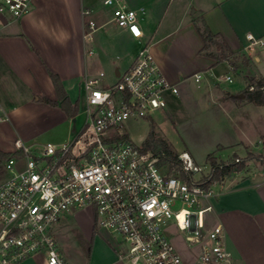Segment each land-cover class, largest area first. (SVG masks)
I'll return each instance as SVG.
<instances>
[{"label":"built area","instance_id":"obj_1","mask_svg":"<svg viewBox=\"0 0 264 264\" xmlns=\"http://www.w3.org/2000/svg\"><path fill=\"white\" fill-rule=\"evenodd\" d=\"M31 3L0 0V23L7 13L21 17ZM102 4L110 10L103 23L95 8L81 10L85 41L108 23L142 39L138 9L126 0ZM247 39L248 52L264 45L252 33ZM87 52L92 55L95 50ZM114 75L116 82L105 87L104 71L84 76L86 122L73 139L36 148L16 141L21 154L6 161L10 175L0 183V264H20L37 255H43L46 264H68L53 228L71 209L86 206L94 209L97 224L120 235L125 244L120 258L126 264H241L226 246L223 224L210 223L211 201L219 194L216 185L229 175L208 185L211 166L197 178L203 167L188 151L179 154L187 177L168 175L158 155L125 137L127 119L165 108L167 92L178 94V87L148 45ZM193 77L199 83L203 72ZM226 78L233 81L230 75ZM259 143L263 146L264 140ZM170 227L184 234L185 253L173 243Z\"/></svg>","mask_w":264,"mask_h":264},{"label":"crops","instance_id":"obj_2","mask_svg":"<svg viewBox=\"0 0 264 264\" xmlns=\"http://www.w3.org/2000/svg\"><path fill=\"white\" fill-rule=\"evenodd\" d=\"M126 1L130 7L139 10L140 22L146 24L144 27L142 25L144 30L142 39L132 38L127 30H120L114 24L112 29L108 28L111 23L101 27L107 28L97 34L101 28L98 29L94 39L103 48L110 45L107 40L119 37L122 42L134 39L139 44L150 46L165 75L178 87L179 92L181 84L193 78L196 72L208 71L211 78H214L221 65L226 67L227 72L232 71L228 62L216 63L207 54L200 53L204 42L198 25L202 24H206L212 32L220 33L233 51H246L252 57L259 74L264 75V45L258 46L253 52L246 49L247 34L252 33L264 40V0ZM83 7L95 8L99 23L107 21L109 17L110 10L103 6L102 0H32L29 10L21 17L15 18L9 13L2 17L1 153L20 155L16 141L22 140L25 143L32 137L26 126H34L37 129L34 132L43 131L68 118L69 114L59 101L53 74L59 76L72 103H79L83 72L85 75L88 73L86 67L83 71L81 67L90 55L84 39V18L81 14ZM93 49L95 53L92 55L99 54L100 49L95 47ZM237 76L241 77L239 74ZM211 78L208 77L209 87L212 86ZM242 78L246 87L247 81ZM17 79L26 84L20 87ZM23 85H26L31 93H38L39 97L35 99L37 102L25 100L22 95ZM214 85L220 88L219 82H215ZM243 89L237 92L223 90V94L219 95L223 105L230 103L229 114L233 115L231 120H234L233 123L238 122L239 126L241 123L239 117L246 112L243 109L245 105L253 104L258 107L257 111H264V105L246 100L237 101L230 97L240 94ZM214 123V126L221 125L220 120ZM261 134L263 138L264 133ZM242 135L249 140V133L244 128ZM222 136L214 143L213 150L211 149L208 155L215 152L219 145L223 148H234L235 151L239 146H250L249 141L245 143L243 139L227 131ZM262 151L263 146L260 152ZM224 152L226 151L217 152L220 159ZM190 154L197 161L196 155L191 151ZM6 161L7 159L0 156V166L6 164ZM9 175L6 166L0 168V183ZM216 189L219 194L211 201L213 205L211 213L215 215L214 218L210 217V223L223 224L226 246L238 263L264 264V165H249L241 172L226 176L216 185ZM92 210L95 214L93 208ZM68 217L69 213L64 214L53 228L59 244ZM103 233L96 222L93 228V245L87 259L78 253L65 254L60 244L68 264H126L120 258V253L125 249L121 237V240L118 239L116 242L114 237L110 238L107 234L104 236ZM20 264L46 263L43 255H37Z\"/></svg>","mask_w":264,"mask_h":264},{"label":"rangeland","instance_id":"obj_3","mask_svg":"<svg viewBox=\"0 0 264 264\" xmlns=\"http://www.w3.org/2000/svg\"><path fill=\"white\" fill-rule=\"evenodd\" d=\"M142 25L144 27L146 24L143 23ZM113 27L112 24L108 28L112 29ZM106 28H101L97 34L103 32ZM107 41L110 45L103 48L94 38L86 40L87 49L95 47L100 51L97 55H88L81 67L82 71L86 67L90 76L104 71L103 87L116 82L115 70H125L144 46V44H139L134 39L122 42L120 37ZM217 72L214 74V78H211L208 71L203 72V78L199 83L195 81L194 77L186 80L181 84V90L177 95L167 92V106L165 108L157 109L145 117H130L127 119L123 124L125 137L140 145L150 132L154 131L156 137L164 139L178 155L188 149L189 152L191 151L196 155L198 162L195 161V163L203 167L202 173L196 174L198 178L201 174L205 175L209 171L208 152L211 151L214 143L220 137H223V133L227 131L235 137L243 139L245 143L249 141L250 146H239L237 151L231 147L223 148L222 150L226 152L222 154V158L230 160L234 157V154H237L243 159L252 152L256 157L249 160L247 166L264 165V162L258 157L264 152H260L262 144L259 143V140L262 139L261 133H264V111H257L256 108L258 107L256 105L247 104L243 108L244 111L246 110L245 114L239 117L243 125L240 123L239 126L238 122L233 123L234 120H231L233 115L229 114L230 103L223 105L219 95L223 94V90L237 92L245 87V82L242 75L239 77L233 71L227 72L226 67L222 65L218 67ZM83 74L85 76L84 72ZM227 75L232 76L234 80L230 82L226 78ZM208 77L211 78V87L208 86ZM17 80L20 87L25 83L21 79ZM215 82L220 83V88L214 87ZM23 88L22 95L25 100L37 102L38 93H31L26 85H23ZM80 94L79 111L75 116H68L67 119L58 122L48 130L34 132L37 130L34 126H26V130L32 137L25 144L33 148L45 146L48 142L59 144L71 140L79 134L86 122L85 109L87 102L83 84H81ZM6 120L8 121V119ZM216 120H220L221 125L214 126ZM243 128L249 133V140L242 135ZM5 165L3 163L0 168ZM68 213L69 219L63 226L62 236L59 240L61 247L65 254L78 253L87 259L93 245V228L97 218L92 208L88 206L73 208ZM214 215V213H211L212 218H214ZM98 226L104 232V236L107 234L110 238L114 237L116 242L120 239V235L110 233L100 224ZM168 232L177 248L185 253L184 234L177 233L175 227H170Z\"/></svg>","mask_w":264,"mask_h":264},{"label":"trees","instance_id":"obj_4","mask_svg":"<svg viewBox=\"0 0 264 264\" xmlns=\"http://www.w3.org/2000/svg\"><path fill=\"white\" fill-rule=\"evenodd\" d=\"M198 30L204 42L200 53L207 54L213 58L216 63L228 62L232 71L242 75L247 81V86L241 91V93L244 94V98L238 95H232L230 97L237 101L246 100L257 105H264V75L259 74L252 57L243 50L238 52L233 51L226 39L220 33L212 32L206 24L198 25ZM52 76L58 91L60 103L69 116H75L79 111V103L76 102L73 104L62 86L59 76L56 74ZM48 101L51 102V100ZM262 139L264 140V137ZM142 148L144 150H151L159 156L158 164L166 169L168 175L187 177L183 172L179 155L170 148L169 144L164 139L157 138L154 131H151L144 139ZM222 149L223 147L219 145L215 152H211L207 156V162L212 169L210 177L208 175V185L214 180L222 179L225 175H231L235 170L242 171L246 169L248 161L256 157L254 153L250 152L248 157L243 158L240 162H235V158L239 156L234 154V157L229 160L231 163L226 165L224 160L219 162L220 157L216 154L217 151ZM0 156L8 160L13 155L0 152ZM258 157H263L264 159V152Z\"/></svg>","mask_w":264,"mask_h":264},{"label":"water","instance_id":"obj_5","mask_svg":"<svg viewBox=\"0 0 264 264\" xmlns=\"http://www.w3.org/2000/svg\"><path fill=\"white\" fill-rule=\"evenodd\" d=\"M238 96L241 97V98H244V94L243 93L238 94Z\"/></svg>","mask_w":264,"mask_h":264}]
</instances>
